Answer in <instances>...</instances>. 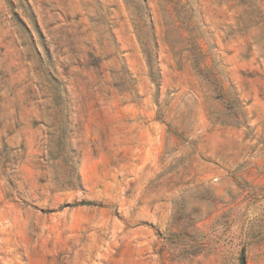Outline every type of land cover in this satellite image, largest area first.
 <instances>
[{
    "label": "rangeland",
    "instance_id": "obj_1",
    "mask_svg": "<svg viewBox=\"0 0 264 264\" xmlns=\"http://www.w3.org/2000/svg\"><path fill=\"white\" fill-rule=\"evenodd\" d=\"M243 261L264 0H0V264Z\"/></svg>",
    "mask_w": 264,
    "mask_h": 264
},
{
    "label": "trees",
    "instance_id": "obj_2",
    "mask_svg": "<svg viewBox=\"0 0 264 264\" xmlns=\"http://www.w3.org/2000/svg\"><path fill=\"white\" fill-rule=\"evenodd\" d=\"M86 204V203H85ZM244 264V261L242 262Z\"/></svg>",
    "mask_w": 264,
    "mask_h": 264
}]
</instances>
